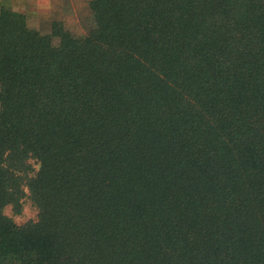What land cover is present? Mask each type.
Masks as SVG:
<instances>
[{"label":"trees","instance_id":"trees-1","mask_svg":"<svg viewBox=\"0 0 264 264\" xmlns=\"http://www.w3.org/2000/svg\"><path fill=\"white\" fill-rule=\"evenodd\" d=\"M88 6L0 7V264H264V0Z\"/></svg>","mask_w":264,"mask_h":264},{"label":"rangeland","instance_id":"rangeland-1","mask_svg":"<svg viewBox=\"0 0 264 264\" xmlns=\"http://www.w3.org/2000/svg\"><path fill=\"white\" fill-rule=\"evenodd\" d=\"M90 0H0V7L5 5L17 12L24 13L29 24L42 33H49L54 21H61L65 28L74 34H83L91 25L88 6ZM4 213L16 224L23 225L35 220L37 210L28 197L23 199L22 211L14 212L7 206Z\"/></svg>","mask_w":264,"mask_h":264}]
</instances>
